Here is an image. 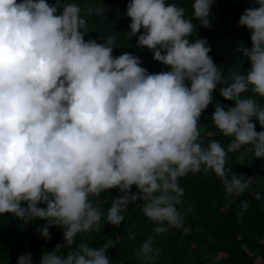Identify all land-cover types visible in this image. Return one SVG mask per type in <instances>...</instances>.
<instances>
[{"label": "clouds", "instance_id": "clouds-1", "mask_svg": "<svg viewBox=\"0 0 264 264\" xmlns=\"http://www.w3.org/2000/svg\"><path fill=\"white\" fill-rule=\"evenodd\" d=\"M213 3L191 0L189 12L167 0H129L126 37L166 69L149 73L138 56L113 55L115 36L84 39L88 18L104 7L0 0V216L46 221L38 234L47 241L58 227L63 239L38 261L26 252L16 264H112L110 239L93 247L76 237L99 232L102 219L120 225L138 201L155 236L181 227L179 178L189 173H213L229 195L250 189L256 179L226 162L241 148L264 158V0L239 17L250 32V47L238 49L249 67L230 75L195 38L193 21L210 28ZM217 89L231 106L214 102ZM210 104L211 122L231 138L227 149L204 142L200 120ZM109 189L119 194L105 212L94 201ZM248 207L242 201L237 217ZM155 236L136 253L145 264L160 254Z\"/></svg>", "mask_w": 264, "mask_h": 264}, {"label": "trees", "instance_id": "trees-1", "mask_svg": "<svg viewBox=\"0 0 264 264\" xmlns=\"http://www.w3.org/2000/svg\"><path fill=\"white\" fill-rule=\"evenodd\" d=\"M19 2V0H18ZM53 4L55 0H46ZM76 2L82 7H104L101 14L88 18V33L84 39L102 42L101 36H115L116 47L113 55L132 53L140 58L141 66L149 73L166 70L161 63L154 61L147 48L138 49L135 37H126L130 18L125 15L129 0H64ZM184 6L190 12L191 0H167ZM253 6L252 0H214L211 8L210 28H202L198 21L195 38H205L211 48L209 55L225 75L244 72L248 67L247 58L238 50L240 45L250 47V32L238 25L243 11ZM143 31V30H141ZM214 102L231 106L217 91L213 92ZM214 106L210 104L202 114L200 125L204 142L218 140L227 149L230 137L219 134L211 122ZM256 130L260 125L256 122ZM226 167L238 175L254 177L256 180L250 189L240 195L225 192L220 180L213 174L189 173L179 178L183 196L177 205L184 217L179 228L155 236L156 225L142 214L137 203H130L122 213L124 220L118 226L105 223L102 219L99 232L82 234L76 237L77 243L85 240L90 246L99 247L108 240L111 246L106 255L112 264H145L137 256L141 244L155 236L154 248L160 254L148 264H264V158H257L252 151L241 148L228 153ZM135 192V186L132 187ZM253 193H259L261 199H254ZM117 189L101 193L94 201L106 212ZM242 201H247V211L237 217ZM44 206V205H40ZM46 221L39 219L31 222L20 221L10 214L0 216V264H16L18 256L30 252L34 262L40 255L62 243V231L58 227L49 229V240H44L37 232Z\"/></svg>", "mask_w": 264, "mask_h": 264}]
</instances>
